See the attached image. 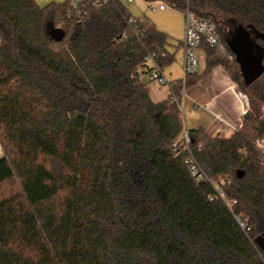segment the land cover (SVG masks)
<instances>
[{"label":"trees","instance_id":"obj_1","mask_svg":"<svg viewBox=\"0 0 264 264\" xmlns=\"http://www.w3.org/2000/svg\"><path fill=\"white\" fill-rule=\"evenodd\" d=\"M146 1L216 24L204 74L224 67L247 96L242 128L182 148L183 81L155 103L142 80L174 62L167 35L122 0H0V264H264V74L245 84L223 31H248L264 64V0Z\"/></svg>","mask_w":264,"mask_h":264},{"label":"crops","instance_id":"obj_2","mask_svg":"<svg viewBox=\"0 0 264 264\" xmlns=\"http://www.w3.org/2000/svg\"><path fill=\"white\" fill-rule=\"evenodd\" d=\"M35 1L41 7H45L51 3H61L63 0ZM201 54L204 55L202 51ZM205 70L206 63L204 61V65L197 75L201 77L200 80L189 86L185 85L189 76L184 75L183 79L172 81L173 76L170 78L163 68L161 72L171 83L183 81L184 85L179 101L184 133L194 129H203L215 137L229 138L233 132L226 123L232 126L237 125L249 111V102L241 95L242 91L232 81L224 67L217 66L208 74H204ZM194 79L195 76L191 77V80ZM142 80L147 84L148 93L155 103L168 99L173 93V88L170 86H160L150 79L142 78ZM3 156L4 152L0 144V159Z\"/></svg>","mask_w":264,"mask_h":264},{"label":"built area","instance_id":"obj_3","mask_svg":"<svg viewBox=\"0 0 264 264\" xmlns=\"http://www.w3.org/2000/svg\"><path fill=\"white\" fill-rule=\"evenodd\" d=\"M109 0H72L73 9H80V7L84 3H91L94 7H101ZM131 1V0H130ZM156 5V6H154ZM153 11H165L168 7L167 4L163 2H153ZM80 11V10H79ZM71 13L69 14V16ZM185 15V40L183 42L184 47V70L186 76H191L197 74L200 70L201 66V51L202 45L206 43L210 47H221V41L219 34L217 32V26L214 22L199 18L191 13L188 9L184 13ZM59 29H63V24H60ZM154 70L149 74V79L152 82L158 83L160 86H170L174 87V83L169 82L165 76L162 74L161 69L154 62ZM243 93V92H242ZM245 99L248 100L247 96L243 93L241 94ZM226 125L231 128L233 134L239 131L243 126V119L237 125ZM190 139L187 133H184L182 136V148L185 151H190L189 148ZM257 148L261 151L262 160L264 161V137L259 139L256 142ZM186 163L189 167L191 175L197 179L198 181H207V177L200 169L199 165L193 158V156H189L186 160ZM218 194L225 199L222 191L215 186ZM228 203V201H226ZM229 204V203H228ZM234 203H231V205ZM237 221L243 229L247 228L246 223L241 219V217H237Z\"/></svg>","mask_w":264,"mask_h":264},{"label":"rangeland","instance_id":"obj_4","mask_svg":"<svg viewBox=\"0 0 264 264\" xmlns=\"http://www.w3.org/2000/svg\"><path fill=\"white\" fill-rule=\"evenodd\" d=\"M126 5L130 13L140 19L148 20L153 23L158 30L165 33L168 38V51L174 55V62L163 68L166 74L170 75L172 81H178L184 78V47L182 43L185 40V15L174 10L171 7H167L165 11H153V6L151 2L146 0H122ZM156 6V5H154ZM224 33L231 38V35L236 33L235 31L231 33L228 32L225 27L223 28ZM205 56L201 54V66L204 65ZM144 79H149V74L143 76ZM174 83V82H173ZM239 88V87H238ZM15 189V187H13ZM12 190V186H5L4 193L8 194ZM264 249V242L262 243Z\"/></svg>","mask_w":264,"mask_h":264},{"label":"water","instance_id":"obj_5","mask_svg":"<svg viewBox=\"0 0 264 264\" xmlns=\"http://www.w3.org/2000/svg\"><path fill=\"white\" fill-rule=\"evenodd\" d=\"M49 30L51 38L57 43L62 42L66 37L65 31L54 25H49ZM230 43L244 82L250 86L264 74L262 51L255 45L251 34L242 28L231 35Z\"/></svg>","mask_w":264,"mask_h":264}]
</instances>
